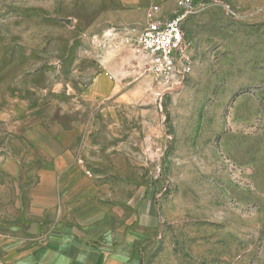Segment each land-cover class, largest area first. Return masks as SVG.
<instances>
[{"label": "rangeland", "instance_id": "obj_1", "mask_svg": "<svg viewBox=\"0 0 264 264\" xmlns=\"http://www.w3.org/2000/svg\"><path fill=\"white\" fill-rule=\"evenodd\" d=\"M201 2L184 24L191 70L161 95L127 39L149 2L133 19L118 0H0V123L25 129L0 144L40 162L45 128L88 130L90 172L156 205L139 264H264V0ZM110 65L125 81L94 105L84 91Z\"/></svg>", "mask_w": 264, "mask_h": 264}, {"label": "crops", "instance_id": "obj_2", "mask_svg": "<svg viewBox=\"0 0 264 264\" xmlns=\"http://www.w3.org/2000/svg\"><path fill=\"white\" fill-rule=\"evenodd\" d=\"M118 1L119 7L131 8L133 19L135 8L147 2L168 11L175 3ZM107 74L96 75L84 91L90 103L114 96L125 81L111 65ZM84 115L93 118L91 112ZM1 120L2 135L17 139L25 130L19 117ZM79 131L53 136L45 128L38 136L40 162L26 143L0 144V264H139L135 246L156 231V205L148 196H137L132 186L114 187L90 172L88 130Z\"/></svg>", "mask_w": 264, "mask_h": 264}, {"label": "built area", "instance_id": "obj_3", "mask_svg": "<svg viewBox=\"0 0 264 264\" xmlns=\"http://www.w3.org/2000/svg\"><path fill=\"white\" fill-rule=\"evenodd\" d=\"M201 5V0H175L168 11L160 3H152L146 10L145 24L132 29L127 38L144 73L155 76L163 86L181 83L191 70L192 48L184 24Z\"/></svg>", "mask_w": 264, "mask_h": 264}, {"label": "water", "instance_id": "obj_4", "mask_svg": "<svg viewBox=\"0 0 264 264\" xmlns=\"http://www.w3.org/2000/svg\"><path fill=\"white\" fill-rule=\"evenodd\" d=\"M106 25L101 26V28H105ZM182 87V85L180 83H172L168 88L164 89L163 92L161 93V95L165 94V93H172L175 91L180 90Z\"/></svg>", "mask_w": 264, "mask_h": 264}]
</instances>
